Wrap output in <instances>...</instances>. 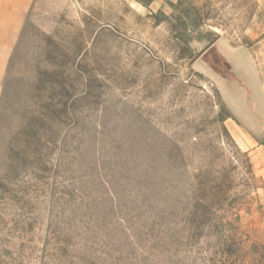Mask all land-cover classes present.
I'll return each instance as SVG.
<instances>
[{"label":"rangeland","instance_id":"rangeland-1","mask_svg":"<svg viewBox=\"0 0 264 264\" xmlns=\"http://www.w3.org/2000/svg\"><path fill=\"white\" fill-rule=\"evenodd\" d=\"M251 113L264 0H35L0 99V264H264Z\"/></svg>","mask_w":264,"mask_h":264},{"label":"crops","instance_id":"crops-1","mask_svg":"<svg viewBox=\"0 0 264 264\" xmlns=\"http://www.w3.org/2000/svg\"><path fill=\"white\" fill-rule=\"evenodd\" d=\"M34 2L35 0H0V99L8 64ZM260 115L264 117V113ZM261 117L255 113L250 115L254 128L258 130L264 129Z\"/></svg>","mask_w":264,"mask_h":264}]
</instances>
